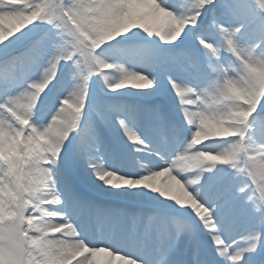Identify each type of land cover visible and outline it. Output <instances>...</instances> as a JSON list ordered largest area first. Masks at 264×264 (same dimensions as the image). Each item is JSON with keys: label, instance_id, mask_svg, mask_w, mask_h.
<instances>
[{"label": "snow or ice", "instance_id": "1", "mask_svg": "<svg viewBox=\"0 0 264 264\" xmlns=\"http://www.w3.org/2000/svg\"><path fill=\"white\" fill-rule=\"evenodd\" d=\"M0 264H264V0H0Z\"/></svg>", "mask_w": 264, "mask_h": 264}, {"label": "rangeland", "instance_id": "2", "mask_svg": "<svg viewBox=\"0 0 264 264\" xmlns=\"http://www.w3.org/2000/svg\"><path fill=\"white\" fill-rule=\"evenodd\" d=\"M160 87L162 89L170 87V85L167 84L165 78H162ZM136 93H137V90L126 88V89L119 90V92H117V93H110L109 96H110V98H114V99H118V100L124 99V100H128L130 102L135 103V102L142 100V98L138 97L136 95Z\"/></svg>", "mask_w": 264, "mask_h": 264}, {"label": "bare ground", "instance_id": "3", "mask_svg": "<svg viewBox=\"0 0 264 264\" xmlns=\"http://www.w3.org/2000/svg\"><path fill=\"white\" fill-rule=\"evenodd\" d=\"M143 99V98H142Z\"/></svg>", "mask_w": 264, "mask_h": 264}]
</instances>
